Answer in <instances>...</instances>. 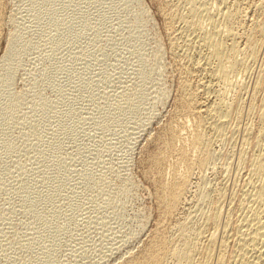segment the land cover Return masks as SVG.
<instances>
[{"label": "rangeland", "instance_id": "rangeland-1", "mask_svg": "<svg viewBox=\"0 0 264 264\" xmlns=\"http://www.w3.org/2000/svg\"><path fill=\"white\" fill-rule=\"evenodd\" d=\"M188 1L198 9L208 0ZM172 4L181 8L179 0H0V264H141L177 221L196 228L217 201L236 223L230 210L246 184L243 131L257 130L245 114L264 41L250 75L209 92L241 103L222 139L205 129L203 106L215 97L203 91L208 74L185 72L194 51L183 55V26L166 18ZM191 92L199 108L186 110ZM201 146L213 156L203 170Z\"/></svg>", "mask_w": 264, "mask_h": 264}, {"label": "bare ground", "instance_id": "bare-ground-1", "mask_svg": "<svg viewBox=\"0 0 264 264\" xmlns=\"http://www.w3.org/2000/svg\"><path fill=\"white\" fill-rule=\"evenodd\" d=\"M228 1H231V0H208L207 2H203L199 6L197 5L198 7H200L197 9L196 6L191 3L192 1L179 0V4H180L181 8H179L176 5L173 6V4H174L173 3L172 8H169V9L167 8L168 9L167 14L165 12V14L167 15L166 18H169V20L174 21L176 23L180 22L183 26L182 27L181 24L178 26V27H182V28H180V32H178V30H175L180 34V36H178V37L182 36L184 38V42L182 41V38H181V43H184V44L186 43L185 45L183 44L185 47V49H183V51H184L183 55H185V58L190 57V59L194 57L193 58L194 60L193 59H192L193 61L191 60L192 61L190 64L191 66L189 68L187 66L183 67V68L187 67V69H185L187 71H185V72L188 74L193 73L192 75L206 73L209 76V79H210L209 82L207 80L209 85H207V87H203L205 89V90L203 89V91L205 93L211 92L213 89H215V86L216 87L221 86V87H225V88L228 87L231 89L233 88V86L234 87L237 86L239 84V82H238V80H236L235 77L247 74V72L250 68L249 63L251 64L252 62L253 63L256 62L258 56H260L259 54L261 51L262 42L264 41V0H243L242 3L240 2V0H232V2H231V4L233 3L232 7L230 5L227 6ZM215 5H216V7H215ZM213 6L215 8L214 11L212 10ZM169 7H171V6H169ZM177 8L181 9V11L184 10V13H182L181 11H178ZM248 15L250 16L249 21H247ZM174 22H173V24H174ZM170 25H172V23ZM174 29H175V27H174ZM170 37H172V36H170ZM16 38L17 37L15 36L14 41ZM21 39H23V38H21ZM11 40L13 41V39H11ZM176 40H178V39H176ZM12 41H9V42L12 43ZM8 44L11 47V45L13 43L12 44L8 43ZM9 45H7V46H9ZM19 46H21V45H19ZM10 49L12 51V48H10ZM10 49H9V51H10ZM180 50L182 51V48ZM190 50L194 51L192 53L193 57L188 55V52ZM6 52L4 53L6 55H8L10 53V52L6 53ZM263 53L261 52V54H263ZM13 54H15V53H13ZM16 54H17V51H16ZM9 55L7 58H9ZM3 57H5V56L3 55ZM181 57H183V56H181ZM7 58H4V59L6 60ZM2 62H4V60ZM187 62L189 63L190 60L186 61V63ZM261 62H262V65H260L261 68L257 70L258 71L256 73L257 76H256V74H254L256 76V78L254 79L255 82H254L253 89H252L253 96H252V98L250 97L251 101L249 100L250 103L248 105V109H246V114H245L248 119L254 118L256 120V122H257L256 126L257 127L255 126V128H257V130L255 132H252V129L250 130V127H249L250 125L246 126V128L244 127L245 129L243 131L244 132L243 133V142H244V145H247V146L249 145V147L251 148V152L248 151L250 154L247 157V152H246L247 149L243 150L240 157L238 158L240 160L238 162L241 163V165L243 167V171L246 168L245 174H247V177L245 178L246 184L244 182V185H243V186H245L244 187L245 189L243 188V193L241 194L242 196L240 198L237 197L236 203H235L234 198L232 200L234 203V207H233V209L231 208L230 211L232 213H234V215H235V213H236V215H238L237 219H235V220H237L236 223L233 224L234 220L232 222L230 217L227 216V215H229V213L224 217H222L220 215V212L218 211V209H221V208H218V206L220 204H218L219 201H217L214 204V208L212 210L213 212L209 211V214H206V212H205V214H203V212H201V214H202L201 220L202 221H201V224L199 226L197 225L196 228L194 226L192 227V225H191V223H189V221L187 222L188 217L186 218L187 219L186 221L184 220V222H183V220H182V222L180 221L179 223H177L178 221L177 222L175 221L176 222L175 226H174V228L176 230L175 235L171 238V237H169V235L166 236L167 233L165 232L166 233L165 236L169 237V239L163 238L162 243H160L163 246H161L162 248L160 247L157 250H156V248L149 246L150 249H148V250L150 253L147 256V252H146L147 257H145L143 259V262L141 264H167L168 262L170 264H264V57H262ZM182 65H183V63H182ZM11 66H12V64H11ZM16 66H18V65H16ZM53 71H54V69H53ZM4 73H5V71H4ZM248 74H249V72H248ZM251 76H252V74H251ZM184 79H185V77H183V80ZM184 83H185V81L183 82V85H184ZM187 83H189V82H187ZM240 84H242V83H240ZM183 85H182V87H183ZM242 89H243V87H242ZM218 90L216 91L215 96L212 93H209V96L211 94V96H214L215 98L213 97L214 98L213 101H212V99H211V101H206V104H204V106H203L204 107L203 110H204L205 115H206V117H205V121H206L205 129H206V127H209L208 129L211 130V133H213V132L215 133V134L213 133V135H217L218 137L221 136V138H222V135L225 133V131L228 127V124H230L231 118H233V119L239 118L240 119L242 117V114H241L242 110L240 108L241 103L239 102L238 98L237 99L233 98L235 100H232V98H231L232 101L228 100L227 98H225L226 96L224 97V95H225L224 93H226V92L223 91L224 92L223 93L224 95H223L222 93L221 94L218 93ZM221 91L222 90H220V92ZM238 91H240V90H238ZM184 94H185V97L182 99L183 100L182 102L187 107L186 108L184 106L186 108V110L187 109L191 110V108L193 109L192 106L197 107V104H196V102H197L196 98L197 97L195 98L194 95L192 96V92L191 93H184ZM196 94H197V92H196ZM244 94H245V92H244ZM204 95H207V94H204ZM236 95H238V94H236ZM206 99H204V100H206ZM3 105H4V103H3ZM200 106H202V105H200ZM11 107H9V108L12 109ZM197 108H199V106ZM193 110L191 112H194ZM203 110L201 109L200 111H203ZM197 111H195V112L197 113ZM200 111H198V113ZM202 118H203V116H202ZM202 121H203V119H202ZM249 121H251V120H249ZM204 122H202V123H204ZM237 122H239V121H237ZM240 122H241V120H240ZM253 125L254 124H252V126ZM203 128H204V126H203ZM206 131H203V132H206ZM200 134H203V133H200ZM201 136L202 135H200V137ZM200 137H197V139H195L193 141V147H195L194 149H196L198 146L200 147V145L202 144V143L200 144V141H199ZM198 138H199V140H198ZM240 140H241V138H240ZM190 142H191V140H190ZM202 142H203V140H202ZM205 143H204V145H205ZM240 144H241V142H240ZM51 145H52V143H51ZM206 145H208V144H206ZM190 147H191V145H190ZM52 148H53V146H52ZM250 148H249V150H250ZM209 149H208V147L206 148L205 146H201V151L200 150H198V151H200L202 153V155L199 156L200 158L196 157V155H195V159L198 158L196 167L197 166L200 167L201 170H203L202 168H204L211 159L213 160V158H212L213 156H211ZM47 151H49V150H47ZM241 165H239V166H241ZM206 167H208V166H206ZM206 170H207V168H206ZM240 172L242 173V171H240ZM176 178H177V176H176ZM180 179H179V181H181ZM179 185H180V182H179ZM182 187L184 188V186H182ZM167 190H168V188H167ZM219 190H221V189L219 188ZM183 192H184V190H183ZM218 194H219V192H218ZM212 195H214V194H212ZM220 195L221 194H219V196ZM30 198H32V197H30ZM168 199H169L168 200V206L170 207V209L173 208L174 210H175V206L177 205V203L181 201L179 193L178 194L177 193L171 194ZM200 199L207 202V199H210V198H208V195H206V192H202ZM198 201H200V200H198ZM38 203H36V204H38ZM211 203H214V202H211ZM200 205H201V203H200ZM203 205H205V204H203ZM212 207H213V204H212ZM176 209H178V207ZM199 209H200V207H199ZM209 210H211V207ZM227 211H226V213H227ZM231 212H230V214H231ZM231 217H232V215H231ZM47 222H48V220H47ZM193 223H194V221L192 222V224ZM217 232H220L222 234H221L220 238L216 239ZM158 239H160V238H158ZM154 240H156V239H154ZM155 245H156V243H155ZM134 259H135V257H134ZM125 264H131V263L126 262Z\"/></svg>", "mask_w": 264, "mask_h": 264}]
</instances>
